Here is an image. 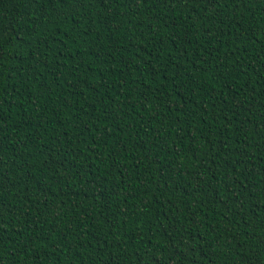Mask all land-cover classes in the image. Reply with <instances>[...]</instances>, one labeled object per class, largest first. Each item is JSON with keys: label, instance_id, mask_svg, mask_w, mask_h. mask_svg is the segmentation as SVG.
<instances>
[{"label": "trees", "instance_id": "trees-1", "mask_svg": "<svg viewBox=\"0 0 264 264\" xmlns=\"http://www.w3.org/2000/svg\"><path fill=\"white\" fill-rule=\"evenodd\" d=\"M0 264H264V0H0Z\"/></svg>", "mask_w": 264, "mask_h": 264}]
</instances>
